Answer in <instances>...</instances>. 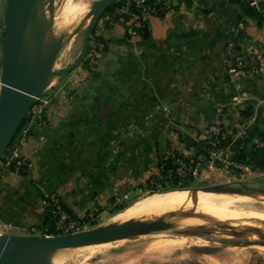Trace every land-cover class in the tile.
<instances>
[{
	"label": "crops",
	"instance_id": "0c3cea01",
	"mask_svg": "<svg viewBox=\"0 0 264 264\" xmlns=\"http://www.w3.org/2000/svg\"><path fill=\"white\" fill-rule=\"evenodd\" d=\"M168 1L170 9L146 18L137 36L120 22L103 32L107 50L94 77L80 67L51 88L45 126L33 128L20 148L27 176L0 173V229L8 231L0 235L40 227L50 193L73 214L131 196L134 182L156 175L161 157L190 154L218 107L226 138L252 135L249 145L264 144V74L232 81L224 49L233 42L264 65V23L230 0ZM236 96L242 102L232 106Z\"/></svg>",
	"mask_w": 264,
	"mask_h": 264
},
{
	"label": "rangeland",
	"instance_id": "374dc122",
	"mask_svg": "<svg viewBox=\"0 0 264 264\" xmlns=\"http://www.w3.org/2000/svg\"><path fill=\"white\" fill-rule=\"evenodd\" d=\"M96 1L98 0H53L51 36L55 43H60V50L50 72L60 71L69 66L80 53L83 32L89 22L87 14ZM47 3L48 0H43L44 11L48 18ZM5 4L6 0H0V25ZM85 20L87 21L84 27L78 30L80 23ZM76 69L60 78L48 81L46 91L50 95L53 94L55 91L53 92L51 88H59L61 82L63 81L64 84L66 78L73 75ZM240 172L237 174L232 169L203 172L190 183L188 188L225 185L239 190L249 187L264 191V172L259 174L249 169ZM231 176L234 178H230ZM145 182L142 180L134 182L131 196L108 197L105 201L100 200L88 211L74 213L71 220L77 224L76 232L130 223L156 225L159 227L158 231L97 246L47 252L44 258L41 257L45 264H264V240L258 238V232L250 231L248 226L230 221L205 226L188 225L203 223L204 220L216 217L218 214L232 215L228 213L230 210L242 211L246 216L251 212H264V206L259 202V200L264 201V194L255 192H242L237 195L197 194L174 188L148 192L143 190ZM140 184L142 188L138 187ZM189 198L190 200L212 199L218 206L214 208L213 213L202 215L182 206V203ZM243 198H248L250 202L247 199L244 204L238 203ZM225 199H229V207ZM110 200L113 201L110 203ZM233 216L251 224H258L264 231V225L252 218H247L241 213H234ZM83 219L86 221L80 222ZM119 219L122 221L119 222ZM123 219H126V222H123ZM231 231L240 234L235 236L230 233ZM5 233L8 231L0 229V234ZM23 234L22 236L33 235L32 228L24 229ZM160 238L167 239L168 243L158 244Z\"/></svg>",
	"mask_w": 264,
	"mask_h": 264
},
{
	"label": "water",
	"instance_id": "95a60500",
	"mask_svg": "<svg viewBox=\"0 0 264 264\" xmlns=\"http://www.w3.org/2000/svg\"><path fill=\"white\" fill-rule=\"evenodd\" d=\"M119 1L98 0L92 4L87 14L89 22L83 32L80 53L69 66L50 72L60 50V43H55L51 36L53 0L47 3L48 18L43 0H6L0 25V162L36 99L46 91L48 81L60 78L81 65L97 21ZM183 141L190 147L195 145V140L189 135H185ZM175 190L234 195L242 192L264 194L259 189L244 187L239 190L225 185ZM54 220L57 223L59 217L55 216ZM248 229L252 232L263 231L252 227ZM158 230L156 225L130 223L64 235H0V264H45L41 257L47 252L106 244ZM230 233L239 236L236 231Z\"/></svg>",
	"mask_w": 264,
	"mask_h": 264
},
{
	"label": "built area",
	"instance_id": "2783aa9c",
	"mask_svg": "<svg viewBox=\"0 0 264 264\" xmlns=\"http://www.w3.org/2000/svg\"><path fill=\"white\" fill-rule=\"evenodd\" d=\"M153 5L146 3V0H125L123 5L116 10V15L127 14L128 20L124 24L126 34L130 37L138 35V32L142 29L146 18L149 16H158L161 13H166L170 9V3L168 0H154ZM264 0H252L251 6L258 8V4ZM134 8L136 11H130ZM263 15L264 23V11H261ZM116 21L112 16L103 15L96 23L95 28L88 41V50L83 61L87 64L86 73L91 76L98 70V66L101 60L102 53L105 48L104 42L100 39L106 28L112 27ZM226 53V71L231 80H235L238 76L252 75L257 76L264 74V65L250 53H245L239 50L233 42H228L225 46ZM50 90V89H49ZM54 92V91H53ZM45 91L38 99H36L33 107L29 111L27 117L28 121L26 125L21 129L16 144L13 146L11 155L6 160L4 167L10 162L19 159L20 148L24 144L27 134L34 127H44L46 124L44 117V110L53 103L54 95ZM242 102L241 97H234L232 99V106H237ZM226 120V114L223 108L218 107L215 111L213 121L208 126L203 140L205 141V147L202 153H198L193 148L190 154L185 155L177 153L181 161H177V165L174 169L160 168L154 178L149 182L148 192H159L165 188L180 189L181 185L188 179L191 182L196 180L203 172L215 171L219 169H232L242 171L245 169L242 165L232 162L226 156L227 148L219 146L218 137L221 135V131L224 130V122ZM260 148H264V144L257 145ZM17 164H21L17 162ZM30 168V165L27 164ZM163 172V173H161ZM162 180V181H161ZM45 206L52 208V214L58 216L59 220L56 223L55 232L57 235L75 233L77 230V224L73 223L67 212L62 208L60 201L56 194H47L44 198ZM33 235H46V229L32 228Z\"/></svg>",
	"mask_w": 264,
	"mask_h": 264
},
{
	"label": "trees",
	"instance_id": "16d2710c",
	"mask_svg": "<svg viewBox=\"0 0 264 264\" xmlns=\"http://www.w3.org/2000/svg\"><path fill=\"white\" fill-rule=\"evenodd\" d=\"M125 0H121L118 3H116L115 5L111 6L110 8L107 9V11L105 12V15L108 16H112L114 19V22H120L122 24H125L128 20V15L127 14H122V15H116L115 12L116 10H118L124 3ZM154 0H146V3L149 5H153L154 4ZM252 0H230V3L232 5H235L236 7H238L240 9V11L242 12V14L245 17H248L252 20H255L257 23H261L263 21V15L260 12L264 11V1L260 2L258 4V8H255L253 6H251ZM130 11L135 12L136 10L134 8H132ZM163 13H161L160 15H162ZM108 28H106L107 30ZM104 44L106 45V41L104 40L103 37L100 38ZM107 50V45L104 48V51L102 53V55L105 53V51ZM80 67L84 70L87 69V64L85 61H83L80 65ZM96 75L92 74L90 77H94ZM44 115H45V110H44ZM28 121V117L25 118V120L23 121V123L21 124V126L19 127V129L17 130V132L15 133L14 137L12 138L6 153L4 154L1 162H0V173L1 172H10L22 177H26L29 171V167L27 166V164H29L25 159H23L22 157H20L19 159L10 162L6 167H4V164L6 162V160L9 158V156L11 155V151L13 146L16 144L17 139L19 137V134L21 132V129L26 125ZM34 128H41V127H34ZM33 129V128H32ZM30 130L27 134V136H29L31 134ZM252 138V135H249L248 137L244 138V139H238V140H234V141H230V139L226 138L224 136V130L221 131V135L218 137L219 140V146L222 148H229L232 156H231V161L242 165L243 167L249 169L252 172H258V173H262L264 172V148H260L257 145H249L250 140ZM205 147V141L202 139L201 141L197 142V144L195 145V150L198 153H202L203 148ZM177 161H181V158L178 157L177 153H173V154H169V155H165L163 157H161L159 159L158 162V170L160 168H163V170L165 169H174L177 165ZM17 162H20L21 164H17ZM30 165V164H29ZM235 173L239 174V170H234ZM163 173V172H161ZM154 178V176H151L145 183V186L143 187L144 191H147L149 189V182ZM162 181V180H161ZM191 183V179H188L186 182H184L181 185V188H188L190 186ZM113 200H110V203ZM45 202H47V200L45 199ZM61 204V203H60ZM62 206V205H61ZM48 208V216L47 218L44 220L43 224L38 227L39 229H46L47 230V235H57V233L55 232V227H56V223H55V216L52 214V208L46 206ZM62 208L67 212V214L69 215L70 218H72L73 213L68 211L66 208H64V206H62ZM121 208V207H120ZM86 221L85 219L81 220L80 222H84Z\"/></svg>",
	"mask_w": 264,
	"mask_h": 264
},
{
	"label": "bare ground",
	"instance_id": "6f19581e",
	"mask_svg": "<svg viewBox=\"0 0 264 264\" xmlns=\"http://www.w3.org/2000/svg\"><path fill=\"white\" fill-rule=\"evenodd\" d=\"M68 10V9H66ZM74 12V11H73ZM72 12V13H73ZM37 20L39 21V15L37 13ZM71 16V15H70ZM87 20L83 21L80 23V25L78 26V30H80L81 28L84 27L85 23H86ZM40 22V21H39ZM72 33V32H71ZM73 34V33H72ZM180 191H190V192H193L191 190H180ZM195 193V192H193ZM197 194H207V193H204V192H196ZM212 194H220V193H212ZM244 197V196H243ZM248 198H243V199H240L238 201V203H246ZM233 200V199H232ZM249 200V199H248ZM258 200V199H257ZM225 201L227 202V207L230 206V202H229V199H225ZM250 202V200H249ZM261 204H263L264 206V201H260ZM258 202V203H259ZM232 203V202H231ZM233 203L234 200H233ZM232 203V204H233ZM237 203V202H236ZM231 204V206H232ZM182 206L184 207H188L190 208L191 210H193V212H196V213H200L202 215H209L210 213H213L214 212V208H216L218 205L215 203V201H213L212 199H207V198H199V199H187L184 203H182ZM234 208V207H233ZM238 208V207H237ZM228 209V208H227ZM239 209V208H238ZM229 211V209H228ZM231 211V212H230ZM228 213L229 214H232V215H227V216H221V214H218V216L216 217H213V218H210V219H206L203 221V223H190L188 225H200V226H205V225H208L210 222H224V221H230V222H238L240 224H243V225H246L248 227H252V228H257V229H262L261 227H259L258 224H251V223H248L242 219H240V217H237V216H233L234 213H241V215L247 217V218H252L253 220H255L257 223L261 224V225H264V212H261V213H250V215L246 216L244 212L242 211H232L230 210ZM245 211V210H244ZM122 220L119 219V222H121ZM123 222H126V219H123ZM258 225V226H257ZM231 230V229H230ZM240 234V233H239ZM259 236L258 238H261L264 240V231L262 232H258ZM158 244L162 243L164 245H166L168 243V240L167 239H163V238H160L159 241H157ZM150 243V242H149ZM154 243V242H153ZM102 245V244H100ZM169 245V244H168ZM94 246V245H93ZM97 246V245H95ZM161 246V245H160ZM159 246V247H160ZM163 246V245H162ZM251 246V245H250ZM89 247V246H88ZM154 248V247H153ZM157 248V247H156Z\"/></svg>",
	"mask_w": 264,
	"mask_h": 264
}]
</instances>
